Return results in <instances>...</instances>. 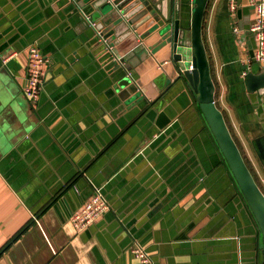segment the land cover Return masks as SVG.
Returning <instances> with one entry per match:
<instances>
[{"label":"crops","instance_id":"1","mask_svg":"<svg viewBox=\"0 0 264 264\" xmlns=\"http://www.w3.org/2000/svg\"><path fill=\"white\" fill-rule=\"evenodd\" d=\"M254 1L210 0L203 39L215 104L264 194V88L246 80L264 74L250 61ZM61 4L0 0V264H136L135 245L154 264H263L195 95L161 80L165 62L126 93ZM177 7L186 18L191 0ZM34 47L46 60L36 104L24 93ZM97 191L109 210L77 231L71 218Z\"/></svg>","mask_w":264,"mask_h":264},{"label":"water","instance_id":"2","mask_svg":"<svg viewBox=\"0 0 264 264\" xmlns=\"http://www.w3.org/2000/svg\"><path fill=\"white\" fill-rule=\"evenodd\" d=\"M157 1L60 0L68 12L73 11L89 26V35L103 53L110 73L120 77L116 85L125 88L126 93L138 95L147 79L161 74L166 63V75L163 72L161 80L169 77L171 84L180 83L195 95L205 125L259 229L264 264V194L215 104V85L203 39L210 0H191L186 18L177 7L181 0H173L172 11L168 7L171 0L161 4ZM246 80L249 90L258 87L253 81L264 88V74L256 78L248 73ZM146 94L153 96L149 91ZM246 216L249 219L248 212Z\"/></svg>","mask_w":264,"mask_h":264},{"label":"built area","instance_id":"3","mask_svg":"<svg viewBox=\"0 0 264 264\" xmlns=\"http://www.w3.org/2000/svg\"><path fill=\"white\" fill-rule=\"evenodd\" d=\"M251 6L254 7L255 17L253 23L249 27V32L254 38L255 50L250 61L264 63V0H255L252 2ZM230 8L231 11H234L235 7L233 2H231ZM234 32L238 31L234 29ZM100 40L103 42L105 41L102 38H100ZM45 62L46 60L37 48L34 47L29 49V68L27 70L24 93L32 104L37 103L41 91L42 73ZM242 75L244 77L247 75V68ZM108 210V203L97 191L76 213L73 214L71 224L77 231H82L95 224V222ZM130 253L136 261V264H154L146 251L138 245L133 246Z\"/></svg>","mask_w":264,"mask_h":264}]
</instances>
